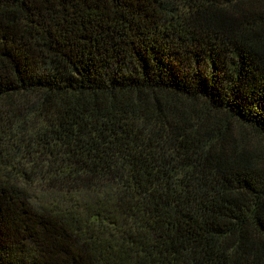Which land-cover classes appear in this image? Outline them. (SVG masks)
<instances>
[{"label": "trees", "instance_id": "obj_1", "mask_svg": "<svg viewBox=\"0 0 264 264\" xmlns=\"http://www.w3.org/2000/svg\"><path fill=\"white\" fill-rule=\"evenodd\" d=\"M0 144V264H264V0H0Z\"/></svg>", "mask_w": 264, "mask_h": 264}, {"label": "rangeland", "instance_id": "obj_2", "mask_svg": "<svg viewBox=\"0 0 264 264\" xmlns=\"http://www.w3.org/2000/svg\"><path fill=\"white\" fill-rule=\"evenodd\" d=\"M3 148H5V145L0 144V152ZM41 162L42 171L37 176L36 182L28 184L31 200L37 207L47 206L57 210H76L87 214L86 207L88 204L95 203L108 194L107 190L93 188L71 190V188L59 187L56 185V181H48L44 157Z\"/></svg>", "mask_w": 264, "mask_h": 264}]
</instances>
